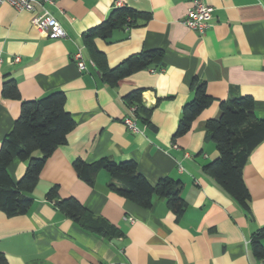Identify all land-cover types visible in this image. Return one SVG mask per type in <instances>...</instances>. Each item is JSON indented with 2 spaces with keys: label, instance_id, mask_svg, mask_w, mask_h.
Listing matches in <instances>:
<instances>
[{
  "label": "crops",
  "instance_id": "1",
  "mask_svg": "<svg viewBox=\"0 0 264 264\" xmlns=\"http://www.w3.org/2000/svg\"><path fill=\"white\" fill-rule=\"evenodd\" d=\"M116 1L55 0L49 9L66 32L55 40L31 25L33 13L0 5V146L19 117L20 103L55 91L65 95L64 110L75 124L41 169L30 211L12 217L0 211V255L6 264H259L250 239L264 226V140L242 170L249 215L202 166L218 157L204 124L218 117L221 101L249 96L255 116L264 119V0H202L213 8L203 34L183 24L191 0H119L149 18L115 29L106 41L94 39L107 66L147 50H161L162 59L109 85L82 36L108 17ZM77 51L82 70L73 60ZM14 57L19 61H11ZM193 78L205 82L213 102L188 133L174 139L181 109L193 96ZM8 80L16 83L20 99L1 97ZM137 89L151 111L148 125L137 120L141 130L132 133L123 124L130 116L124 98ZM103 157L133 161L151 184L162 178L179 182L184 213L177 218L158 197L142 208L109 189L113 180L106 171L89 185L73 169L77 159L91 163ZM25 168L26 162L11 161L13 182ZM54 185L61 198H75L122 235L106 238L73 223L45 200Z\"/></svg>",
  "mask_w": 264,
  "mask_h": 264
},
{
  "label": "trees",
  "instance_id": "2",
  "mask_svg": "<svg viewBox=\"0 0 264 264\" xmlns=\"http://www.w3.org/2000/svg\"><path fill=\"white\" fill-rule=\"evenodd\" d=\"M148 18V14L126 5H114L104 21L83 34L85 48L105 83L114 85L138 70L160 64L161 50H147L131 55L115 67L109 68L104 54L94 44L95 38L106 41L115 29H131ZM190 90L193 96L181 109L174 139L188 133L197 116L213 102L206 92L205 82L193 78ZM141 92L137 89L129 93L124 98L125 104L127 108H135V121L148 125L151 110L141 103ZM1 97L20 99L13 80L3 83ZM64 104L65 95L61 91L52 92L37 100L22 101L19 117L1 142L0 211L9 217L25 215L30 211L34 203L30 194L37 186L41 169L52 152L66 143L67 135L74 129L75 124L71 115L64 110ZM204 128L218 152L215 160L202 166L204 174L249 215L250 196L243 182L242 170L251 152L264 140V119L255 116L251 97L232 96L220 102L218 117L206 121ZM13 159L26 162L25 171L17 182L12 181L7 171ZM73 169L89 185L93 184L97 172L106 171L113 180L109 183V189L142 208H150L152 199L158 197L165 200L167 207L177 218L186 209V203L180 196L179 182L162 178L151 184L137 171L133 161L114 162L103 157L85 163L77 159L73 162ZM44 198L73 223L91 233L106 238L122 235L105 219L91 214L75 198H61L56 185L48 189ZM263 241L264 226L257 229L250 239L251 250L258 259L264 258ZM0 264H6L1 255Z\"/></svg>",
  "mask_w": 264,
  "mask_h": 264
},
{
  "label": "built area",
  "instance_id": "3",
  "mask_svg": "<svg viewBox=\"0 0 264 264\" xmlns=\"http://www.w3.org/2000/svg\"><path fill=\"white\" fill-rule=\"evenodd\" d=\"M6 4L10 7L19 10L33 13L31 25L45 38L48 39H63L66 37V32L62 29L58 21L54 18L50 11V7L55 4V0H0V5ZM121 1L117 0L115 6H122ZM213 8L204 3L202 0H191L190 7L187 10V16L183 24L189 29L203 34L208 28V22L212 17ZM73 60L79 70L84 69V63L80 51L73 55ZM2 59L0 56V63ZM11 61L18 62L19 57H14ZM134 107L128 108L130 116L123 119V124L132 133H139L140 128L137 126L135 119L132 117ZM176 148L175 145H173ZM179 172L182 171L181 166H178ZM114 264V263H106ZM259 264H264V258L260 259Z\"/></svg>",
  "mask_w": 264,
  "mask_h": 264
}]
</instances>
